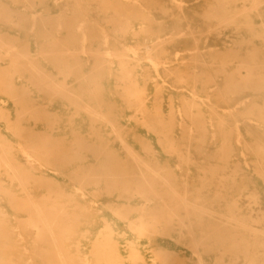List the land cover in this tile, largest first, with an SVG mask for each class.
I'll return each instance as SVG.
<instances>
[{"label": "bare ground", "instance_id": "6f19581e", "mask_svg": "<svg viewBox=\"0 0 264 264\" xmlns=\"http://www.w3.org/2000/svg\"><path fill=\"white\" fill-rule=\"evenodd\" d=\"M263 37L264 0H0V264H264Z\"/></svg>", "mask_w": 264, "mask_h": 264}, {"label": "rangeland", "instance_id": "374dc122", "mask_svg": "<svg viewBox=\"0 0 264 264\" xmlns=\"http://www.w3.org/2000/svg\"><path fill=\"white\" fill-rule=\"evenodd\" d=\"M29 5H31V6H34V4L31 2H29ZM59 6L57 5V6H53L52 7V9L51 10H47V11H44L43 12V14H44V16H46V15H49L50 13H52V14H57L58 15V13H59ZM38 15H34V16H29L27 19L28 20H30V18H33V17H37ZM22 24V21H18L17 23H16V26H20ZM29 26H28V28H27V30H28V32H31L30 30H29V28H31L32 26H31V24H28ZM264 38V37H263ZM9 44V46H10V48H14L15 50H20V48H21V45H19V46H15L14 44H12V43H8ZM106 52V51H105ZM30 53L32 54V55H34V52H33V50H31L30 51ZM103 64H101V66H102ZM3 68H6V67H8L9 66V62H5L3 65H1ZM25 64L24 63H22V64H19V67H20V69H24L25 68ZM24 67V68H23ZM35 79H37V78H35L34 76H32V75H30V74H24L23 72L22 73H19L18 74V76H16L15 78H14V80H13V82L14 83H20L21 81L22 82H25V81H30V80H35ZM161 80L163 81H166V80H168V78H164V77H161ZM31 86L29 87H26V88H24V90L25 91H30L31 90ZM82 100V96H81V94L80 93H77V94H75V95H72V97H71V100L72 101H75V100H77V101H79V100ZM2 102V105L4 106V105H6L8 108H9V112H10V114H9V119H13L14 117H15V114H14V111H13V106L12 105H14V103L13 102H18V103H20V101H18L16 98H11V99H4L3 97H1L0 96V103ZM49 105H48V101H44V100H42L41 101V104H40V108L41 109H43V108H46V107H48ZM86 105H83L80 109L82 110V111H84V110H86L87 109V107H85ZM0 110H1V108H0ZM4 110V109H3ZM2 111V110H1ZM7 126V124L6 123H0V130L1 129H3V128H5Z\"/></svg>", "mask_w": 264, "mask_h": 264}]
</instances>
